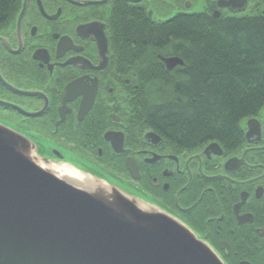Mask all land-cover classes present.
<instances>
[{"label":"flooded vegetation","instance_id":"1","mask_svg":"<svg viewBox=\"0 0 264 264\" xmlns=\"http://www.w3.org/2000/svg\"><path fill=\"white\" fill-rule=\"evenodd\" d=\"M22 10L0 29V121L160 205L226 264H264V106L238 141L170 140L144 124L142 59L128 58L143 48L123 40L176 17L263 12L264 0H29Z\"/></svg>","mask_w":264,"mask_h":264},{"label":"water","instance_id":"2","mask_svg":"<svg viewBox=\"0 0 264 264\" xmlns=\"http://www.w3.org/2000/svg\"><path fill=\"white\" fill-rule=\"evenodd\" d=\"M49 147L0 121V264H226L160 205Z\"/></svg>","mask_w":264,"mask_h":264},{"label":"trees","instance_id":"3","mask_svg":"<svg viewBox=\"0 0 264 264\" xmlns=\"http://www.w3.org/2000/svg\"><path fill=\"white\" fill-rule=\"evenodd\" d=\"M23 0H0V29ZM142 47L144 124L185 146L238 141L245 117L264 106V11L216 19L193 14L159 25L151 34L128 32ZM150 46V47H147ZM161 56L184 65L167 70Z\"/></svg>","mask_w":264,"mask_h":264},{"label":"rangeland","instance_id":"4","mask_svg":"<svg viewBox=\"0 0 264 264\" xmlns=\"http://www.w3.org/2000/svg\"><path fill=\"white\" fill-rule=\"evenodd\" d=\"M64 152V151H63ZM66 153V152H65Z\"/></svg>","mask_w":264,"mask_h":264}]
</instances>
